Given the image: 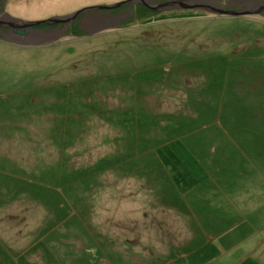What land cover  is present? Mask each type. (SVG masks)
Wrapping results in <instances>:
<instances>
[{"label": "rangeland", "instance_id": "374dc122", "mask_svg": "<svg viewBox=\"0 0 264 264\" xmlns=\"http://www.w3.org/2000/svg\"><path fill=\"white\" fill-rule=\"evenodd\" d=\"M143 1L0 27V264H264V0Z\"/></svg>", "mask_w": 264, "mask_h": 264}, {"label": "water", "instance_id": "95a60500", "mask_svg": "<svg viewBox=\"0 0 264 264\" xmlns=\"http://www.w3.org/2000/svg\"><path fill=\"white\" fill-rule=\"evenodd\" d=\"M138 1H140V4H142V5H145L147 7H151L149 4H147L143 0H129L127 2L117 4L114 6H98V7L87 8V9L81 10L75 14H71V15L64 16V17H55V18H52V19H49L46 21H42V22H23L21 20H17V19L10 17V21H9V23H7V25L9 28H15L16 31H14V32L16 34L21 35V36H25L28 33L27 31H25L26 27L30 28V27H34V26H40V25L70 24L73 20L77 19L80 15H83V13H85L86 11L91 12L93 10L95 11V10H101V9H114V8H119V7L128 5V4H137ZM163 7H165V6H163ZM212 11L215 13L216 12L217 13L222 12V11H218V10H214V9H212ZM236 13L237 12H231V14H234V15H236ZM246 14H247V12H246ZM0 23H1V20H0Z\"/></svg>", "mask_w": 264, "mask_h": 264}, {"label": "flooded vegetation", "instance_id": "af4514ba", "mask_svg": "<svg viewBox=\"0 0 264 264\" xmlns=\"http://www.w3.org/2000/svg\"><path fill=\"white\" fill-rule=\"evenodd\" d=\"M170 1H173V0H167V2H169V3H167L169 6L171 5V2ZM207 1V3H209L210 5H214V2H213V0H206ZM184 2H188V0H183V3ZM255 2H256V5L257 4H259V1L258 0H255ZM261 2H263V4H262V6L264 5V1H261ZM148 4V3H147ZM167 4H164V6L165 7H163L164 9L165 8H167V7H169V6H167ZM258 6V5H257ZM260 6V5H259ZM258 6V7H259ZM254 8H256V6L254 5ZM2 20H4V19H2ZM2 20H1V23H0V27L1 26H4L5 28H7L8 27V25L6 24V23H4V22H2Z\"/></svg>", "mask_w": 264, "mask_h": 264}, {"label": "crops", "instance_id": "0c3cea01", "mask_svg": "<svg viewBox=\"0 0 264 264\" xmlns=\"http://www.w3.org/2000/svg\"><path fill=\"white\" fill-rule=\"evenodd\" d=\"M13 2V0H0V3H4V9L1 10L0 8V14H4L2 17L4 16H8L10 19V16L7 13V7Z\"/></svg>", "mask_w": 264, "mask_h": 264}]
</instances>
